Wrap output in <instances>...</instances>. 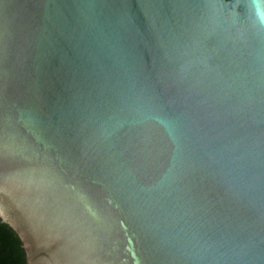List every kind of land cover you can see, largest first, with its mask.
<instances>
[{
	"label": "water",
	"instance_id": "1",
	"mask_svg": "<svg viewBox=\"0 0 264 264\" xmlns=\"http://www.w3.org/2000/svg\"><path fill=\"white\" fill-rule=\"evenodd\" d=\"M0 220L27 264H264V0H0Z\"/></svg>",
	"mask_w": 264,
	"mask_h": 264
},
{
	"label": "trees",
	"instance_id": "2",
	"mask_svg": "<svg viewBox=\"0 0 264 264\" xmlns=\"http://www.w3.org/2000/svg\"><path fill=\"white\" fill-rule=\"evenodd\" d=\"M28 256L18 233L0 220V264H27Z\"/></svg>",
	"mask_w": 264,
	"mask_h": 264
}]
</instances>
